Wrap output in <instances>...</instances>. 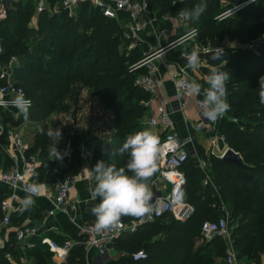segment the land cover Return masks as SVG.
Wrapping results in <instances>:
<instances>
[{"label":"trees","instance_id":"obj_1","mask_svg":"<svg viewBox=\"0 0 264 264\" xmlns=\"http://www.w3.org/2000/svg\"><path fill=\"white\" fill-rule=\"evenodd\" d=\"M48 1L53 3L56 0ZM198 3L206 5V11L199 20H189L190 29L198 31L196 41L217 46L227 35L229 40H236L242 47L234 53L231 48H223L221 55L218 51L208 59L214 61L219 56L229 57L218 68L229 75L226 95L230 110L217 120L216 126L225 143L240 154L246 167H237L210 154L207 160L213 172V183H203V173L197 166V160L189 155L181 166L186 181L180 197L193 206L190 217L180 221L170 212H165L139 226L135 232L122 236L115 243L128 254L106 264H224V259L220 262L216 257L223 254L219 247L221 236L205 240L200 235L201 223L219 216L220 197L232 200L229 221H234V225L229 238L237 249L236 256L258 261L264 253V105L260 104L258 97V78L264 75V38L260 37L264 33V0H250L233 15L220 20L213 17L219 10V0L148 1L159 11L169 7L190 10ZM28 4L13 0L6 17L0 20L3 47L0 61L6 62L13 55L20 59L15 68V78L23 88L25 85L27 91L24 89L32 100L28 116L43 119L56 110L69 91L72 80L93 87L102 102L114 106L115 123L110 140L95 149L93 162L103 158L107 164L124 167L129 157L127 153L119 155L117 150L128 135L143 130L141 117L144 107L141 101L149 94L140 87L144 96L132 97L133 90L138 88L134 80L141 69L126 70L129 60L125 58L124 51H117V46L125 41L120 28L112 18L104 17L88 3L82 4L76 18L64 9L52 13L43 10L38 18L39 31L42 33L47 26L51 38L40 35L36 43L39 47L35 51L29 43L32 28L28 26L31 14ZM73 24L81 27L79 33L73 31ZM41 50H46L50 57L45 58ZM53 50L58 57H54ZM139 55L137 51L131 61L134 63ZM33 106L37 107L35 111ZM154 134L160 140L164 136V133ZM198 151L203 154L200 148ZM73 153L71 158H76L77 151L75 157ZM76 165L73 164L74 167ZM52 170L58 172L61 169L56 166L47 170V177ZM129 219L139 218L122 217L124 221ZM159 233L163 238L155 239ZM12 242L13 239L6 249L16 255ZM141 248L147 256L132 258L131 254ZM212 249L215 255L211 254ZM3 252L0 249V264H7ZM37 256L43 258L45 254L37 253Z\"/></svg>","mask_w":264,"mask_h":264},{"label":"crops","instance_id":"obj_2","mask_svg":"<svg viewBox=\"0 0 264 264\" xmlns=\"http://www.w3.org/2000/svg\"><path fill=\"white\" fill-rule=\"evenodd\" d=\"M14 1H20L22 4L29 3L28 5L31 7V14L28 25H31L30 28H34L35 25L38 24L39 14L43 10L52 13L64 9L60 6V0H56L53 3H49L48 0ZM148 1L149 0H147V2ZM88 4L93 8L90 3ZM38 5L43 8L38 10ZM54 5L57 6L53 7ZM81 8L82 5H79V7L73 12H69L66 9L64 10H66L68 15L71 16V14H77L78 10ZM180 12L181 10H173L170 7L166 10L159 11V9L153 8L148 4L147 9L140 12L134 18L129 17L126 11L119 10L117 11L116 17L112 19L120 28L121 34L128 38L130 46L138 48L140 55L137 60L144 54L149 53L166 43L174 41L171 47L164 49L159 55L152 59V62L156 65V71L153 75L160 79L161 85L154 93L148 92L149 95L147 98L141 101V104L144 107L141 117V125L143 130L147 129L153 133H163V129L160 125L152 127L148 122V119L151 116L157 114V105L163 103L169 111L170 129L174 130L178 134L180 140L185 142L187 149L193 150L191 155L196 158L197 166L200 169L205 161L201 160L199 151L197 152L198 148H200L204 154H207L206 156H209L210 154L219 156L218 153L220 154L227 144L218 133L216 124L204 125L200 121L197 114L198 96H188L184 91L176 87L175 78L178 76L186 77L192 81L194 80L200 83L202 89L208 87L206 83L207 76L204 72V66L208 64V58L199 54V67L193 70L186 67L187 61L181 54L184 48L188 51H192L197 48L198 45L202 44L198 43L195 37L186 40L184 43H175L190 30L189 20H184L183 23L179 22L181 17ZM132 37L138 38L139 42L131 43ZM44 47L46 48V46ZM47 54L49 53L47 52ZM15 57L16 61L11 64L10 70L12 78L16 81L14 70L20 64V59L17 56ZM9 59L10 57L6 62L0 61V65L6 64ZM136 69H141V72H139L140 74L146 73L149 70L146 65L140 66ZM1 81L2 80L0 79V82ZM86 87L88 86L79 84V81L77 80H72L69 91L63 97L62 104L46 116V120L52 122L50 125L64 124V120L66 121L67 119L66 123L68 124L71 122V128H73L76 133H79L78 143H74L75 146L73 147L77 148V157L71 158L73 152L72 148L70 149V154L67 160L55 159L54 164L61 169L58 171L61 175L68 171L79 173L82 176L83 174L86 175L88 173L87 165L92 164L93 168L96 165V163L93 162V155L95 149L98 148L97 146L106 144L110 140L109 135L107 134L111 131H108V129H102L101 127L104 125V121L100 116V110H98L101 100L95 91H92V97L88 95L89 91ZM185 101L187 102L185 103ZM61 107L65 108L67 111L66 113L64 112L65 115L63 116L60 113ZM4 111L5 110L0 108V116ZM14 112L16 113L17 110L9 111V113ZM77 119H79V121ZM3 122L6 129L18 131L15 124L10 126L8 124L9 121L7 120L5 123L4 119ZM99 126L101 129H99ZM68 144L70 145V141ZM93 144L94 149L91 157H82V153ZM0 146V149L2 150L0 156L1 171L12 163V147L10 139L5 135L0 136ZM27 151H30L28 146ZM68 162L70 164L69 166H67ZM73 164L76 165L74 169L71 168ZM39 168L40 161L34 179L36 183L41 184L43 187L40 195L34 197L36 201L35 205L26 211L20 210L18 213L14 214L8 225H5L2 222V212L0 211V249H3L4 251L2 254L7 261V264H106L112 260H117L124 254H128L125 250H121L116 246L115 243L118 239L128 233L135 232L139 226L151 221L146 220L145 218L129 219L127 221L122 220L124 228L119 232L117 237L107 243L106 251L100 256L101 254L97 247H89L83 242L87 236L83 231V227L94 223L95 218L91 214V208L99 202V198H97V200H92L90 197V189L94 188L96 183L95 178L90 180L87 177H83L76 181L68 194L65 210L54 209L52 213H49V210L53 208V194L55 190L53 184L58 177L54 176L53 178H44L43 180V178H39ZM157 171L155 172V176ZM155 176L149 183L152 193L156 192L157 189V180ZM202 179L205 183H213L212 176L210 179L211 181L204 180V174ZM11 190L10 187L0 184L2 195L6 196L10 194ZM17 193L22 203L25 193L21 190H17ZM221 206L230 214L232 200L226 201V203ZM172 216L174 217L173 214ZM177 220L181 221V219ZM26 226H36L37 231L35 234L27 236L22 243L16 245V248H14L16 255H13L12 252L6 249V246L12 241V239L14 240L17 228ZM43 237H48L58 243L70 240L73 244L66 259L57 257L56 254L49 249L48 245L41 241ZM154 238L162 239L163 234L159 233L154 236ZM37 253H43L45 256L40 258L37 256ZM46 255H49L50 261Z\"/></svg>","mask_w":264,"mask_h":264},{"label":"built area","instance_id":"obj_3","mask_svg":"<svg viewBox=\"0 0 264 264\" xmlns=\"http://www.w3.org/2000/svg\"><path fill=\"white\" fill-rule=\"evenodd\" d=\"M250 0H247V2ZM13 0H0V20L6 17L8 8L11 7ZM83 3H90L93 7L97 8L104 16L114 18L117 15V11L124 10L128 13L129 17L134 18L140 12L145 11L148 7L147 0H60V6L69 12H73L79 5ZM38 10L43 7L38 5ZM180 23L184 22V19L180 17ZM191 30V29H190ZM189 30V31H190ZM139 40L136 37H132L131 43H138ZM174 41L166 43L165 45L154 49L153 51L144 54L137 61L132 63L131 70H134L140 66H148V72L139 74L135 78V82L139 87L143 88L149 93H154L161 85V81L158 77L153 75L156 71V65L152 62L153 57L159 55L164 49L171 47ZM222 49V45H217L214 48H209L207 45H198L195 50L198 54H202L205 57H211ZM3 51L2 44L0 42V54ZM191 51L186 48L182 50V57L186 59L187 55ZM16 61V57L13 55L10 57L6 64L0 65V99H8L14 92L22 91L26 98L30 99L25 89L18 84L11 76V64ZM192 80L186 77H176V87L183 91V85ZM203 99V95H199L197 98L198 117L202 124L215 125L217 120L209 121L203 118L199 107L200 100ZM31 100V99H30ZM187 101H185L186 103ZM32 105V101H31ZM3 110H16L12 107L0 106ZM157 114L151 116L148 119L149 125L152 127L161 126L164 136L160 140V149L158 154V171L155 176L157 180V189L153 193L154 202L153 207L155 211L146 216V220H153L159 217L165 212H171L177 219H187L193 212V206L181 199V192L186 181L185 174L181 169L182 164L193 152L191 149H187L185 142L180 140L178 134L170 129L169 125V111L163 103L157 105ZM18 113V111H17ZM5 135L10 139L12 147L11 160L12 163L0 171V184L10 187L11 193L4 196L0 191V211L2 212V222L8 225L14 214L18 213L21 209V199L17 193V190H21L22 186L29 183H36L34 175L39 165L38 158L27 151V144L22 138L19 131L12 129H6L3 122V118L0 116V136ZM189 141V140H188ZM94 149V144L91 145L84 153L82 157H91ZM224 151L219 154L222 157ZM70 154V148L65 147L61 151V160H67ZM93 165L88 164L86 175H80L79 173L68 171L61 177L54 181V194H53V208L49 210L52 213L54 209L65 210L68 194L73 188L76 181L83 177H87L90 180L94 179V172L92 171ZM22 191V190H21ZM48 194V193H46ZM229 213L221 206L219 216L216 219H206L201 223L200 234L206 239L212 236L227 237L229 238L228 231ZM94 223L88 224L83 227V231L86 233V238L83 241L85 245L91 247L95 246L99 249V253L102 256L106 251V245L109 241L117 237L119 232L124 226L117 231H106L97 234L93 227ZM123 225V224H122ZM37 231L36 226L18 227L15 231L13 245H19L23 240L29 236L35 234ZM43 243H46L51 251H53L57 257L66 259L69 251L72 247V242L66 240L63 243H58L48 237L41 239ZM147 256V253L143 249H138L132 253L134 259H143ZM225 264H243L242 260L238 258L231 248L224 257ZM259 264H264V261Z\"/></svg>","mask_w":264,"mask_h":264},{"label":"clouds","instance_id":"obj_4","mask_svg":"<svg viewBox=\"0 0 264 264\" xmlns=\"http://www.w3.org/2000/svg\"><path fill=\"white\" fill-rule=\"evenodd\" d=\"M206 5L196 4L190 10H181L180 16L184 20L196 21L205 13ZM197 35V29L192 28L175 43H184ZM220 55L222 54V50ZM220 59L219 57H216ZM186 67L195 70L199 67V54L193 49L186 57ZM225 63V61H224ZM229 80L227 71L213 68L206 77L208 87L203 88L200 83L190 81L183 85V91L188 96L203 95L199 107L203 118L214 121L230 110L227 102L226 82ZM258 97L264 105V75L258 78ZM0 106L12 107L18 114L27 119L31 107V100L26 98L22 91L14 92L8 99H0ZM47 135L53 138L50 152L55 159H62L56 145L61 139L60 128L48 131ZM160 139L150 130L138 131L126 137L123 145L117 150L119 155L127 153L129 159L124 167L117 168L103 160L98 161L94 172L95 186L90 189L92 200L99 202L91 208L94 216V230L97 234L106 231H117L123 227L122 217L145 218L155 211L154 197L148 181L158 170V154ZM116 153H112L115 155ZM128 173H131L129 175ZM42 185L29 183L22 186L25 196L21 203V211H26L35 205L34 197L41 193Z\"/></svg>","mask_w":264,"mask_h":264},{"label":"rangeland","instance_id":"obj_5","mask_svg":"<svg viewBox=\"0 0 264 264\" xmlns=\"http://www.w3.org/2000/svg\"><path fill=\"white\" fill-rule=\"evenodd\" d=\"M248 2L247 0H219V10L218 12L213 16L214 19H222L225 16H230L233 15V13L240 7H243L244 5H246ZM57 5H54L53 7H56ZM71 16H73V18L77 17V14H74ZM191 24V23H190ZM72 25V24H71ZM73 31H76L77 33H79V30H81V27L79 25H75L73 24ZM29 26V25H28ZM31 27V25L29 26ZM49 28L46 26H44V31L41 33L39 31V25H35L34 28H32V30L30 31L31 37H30V45L33 48V50L36 51L37 46V38L40 37V35L47 36L49 38H51V34L48 30ZM198 32V31H197ZM41 33V34H40ZM211 35V34H209ZM262 38H264V33L261 34ZM195 38H197V35L195 36ZM207 45V47H211L214 48L215 46H212L210 44H204ZM218 45H222V49L223 48H231L232 53H234L235 50H237L238 48H242L240 46V43H238L236 40H229L228 36L225 35L223 36V38L221 39V41L219 42ZM118 50L117 51H124L125 52V58H127L129 60V62H127V64L125 65L126 70H131V65H132V56L137 53V47H132L129 44V40L128 38L125 37V41L124 43H121L120 45L117 46ZM44 52V53H43ZM42 55L45 58H49V54H47V51H42L41 52ZM53 55L54 57H58L56 55L55 50H53ZM65 57V56H63ZM208 58V57H207ZM228 56H222L220 57V59L216 58V60L214 61H210L209 59L207 60V63L205 67V74L206 76H208L211 73V70L213 68H218V66L221 63H224V61L226 62L228 60ZM14 74H15V70H14ZM135 82V80H134ZM136 83V82H135ZM137 85V89L133 90V94L132 97L134 98H142L144 96V92L139 90V86ZM24 88L26 89L25 85H23ZM86 89L89 91L88 95H90L92 97V91H94L93 87H86ZM141 89V88H140ZM142 90V89H141ZM144 90V89H143ZM27 91V89H26ZM91 92V93H90ZM147 92V91H146ZM31 96V95H30ZM32 97V96H31ZM32 101V100H31ZM70 102V101H69ZM68 104V103H66ZM37 109V107L33 106L32 110L35 111ZM114 106L113 105H108L106 102H102L100 101V105L98 106V110H100V116L102 117L103 121H104V125H102V129H108V131H111L109 134L110 135L114 130H115V123L113 122L114 119ZM63 111V112H62ZM67 112L65 110V108L61 107L60 113L63 115H65V113ZM86 115V114H85ZM1 116L3 117L5 123L8 120V124L10 126H13L15 124V126H17L18 131L21 133L23 140L25 141V143L27 144V146L29 147V152L33 155H35L38 160L40 161V165L43 167L39 169V178H53L54 176H57L58 178L61 177L62 175L58 172H54L52 170V172H50V175L47 177L46 176V172L49 169H55V157H53V155L51 154L49 148L50 145L53 144V138L49 137L47 135L48 131L50 130H54L56 128H60L61 132H62V136L61 139L57 142V149L59 152H61L65 147H69L70 149H72L75 144L78 143L79 140V133H76L75 130H73V128H71L70 123H66V121L64 120V124L60 123V124H55V125H50V121L46 120V117H44L43 119H35V117H33V115H31L30 117L28 116L27 119L24 118L23 115L18 114L17 112L15 113H9V111H4L3 114H1ZM61 116V117H62ZM79 121V119H77ZM101 127L99 126V129H101ZM104 127V128H103ZM43 133L45 134V137L42 136ZM158 133V132H157ZM70 141V145L68 144V142ZM75 143V144H74ZM1 147V146H0ZM217 150V149H216ZM74 153V157L76 155V151L77 148H73ZM201 160H204V165L202 167H200V170L202 171V173L204 174L205 179L204 180H210L211 176L213 175V172H211V170L208 167V160H207V154H202L199 153ZM219 155V153H218ZM103 160V158H102ZM203 162V161H202ZM159 164V161H158ZM202 164V163H201ZM207 167V168H206ZM72 169H74V166H71ZM71 169V170H72ZM209 175V176H208ZM155 176V174L150 178V180L148 181V184L150 183V181L152 180V178ZM210 177V178H209ZM211 181V180H210ZM205 183V182H203ZM220 201H221V205L225 204L226 201H231V199H223L220 197ZM186 202V201H185ZM234 225V221H228V231L229 234L231 232V229ZM218 236V235H217ZM214 237V236H212ZM212 237L208 238L211 239ZM222 241H220V246L222 248V255H216L218 261L222 262L226 253L232 248L233 250H235L234 252L237 251V249L232 245V242L228 241L227 237H222ZM205 240H207L205 238ZM201 243V241L199 242ZM211 254H214V250H211ZM215 255V254H214ZM264 253L261 254L260 258L258 261H251L247 258H241L242 263L243 264H259L260 262L264 261ZM46 257L48 258V260L50 261V257L49 255H46ZM262 260V261H261ZM223 264V263H220ZM225 264V263H224Z\"/></svg>","mask_w":264,"mask_h":264},{"label":"water","instance_id":"obj_6","mask_svg":"<svg viewBox=\"0 0 264 264\" xmlns=\"http://www.w3.org/2000/svg\"><path fill=\"white\" fill-rule=\"evenodd\" d=\"M221 158L232 163L237 167H246V164L243 162V159L240 154L228 145L226 146ZM194 160H196V158H194Z\"/></svg>","mask_w":264,"mask_h":264},{"label":"bare ground","instance_id":"obj_7","mask_svg":"<svg viewBox=\"0 0 264 264\" xmlns=\"http://www.w3.org/2000/svg\"><path fill=\"white\" fill-rule=\"evenodd\" d=\"M226 148V147H225ZM225 148L221 151V152H223L224 150H225Z\"/></svg>","mask_w":264,"mask_h":264}]
</instances>
